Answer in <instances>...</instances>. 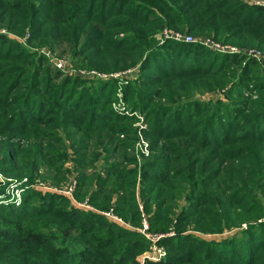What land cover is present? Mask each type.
<instances>
[{
  "label": "trees",
  "instance_id": "1",
  "mask_svg": "<svg viewBox=\"0 0 264 264\" xmlns=\"http://www.w3.org/2000/svg\"><path fill=\"white\" fill-rule=\"evenodd\" d=\"M249 7L241 0H0V28L8 35L29 32V42L38 46L69 42L90 60L89 68L106 74L139 65L138 88L129 85L124 92L134 110L148 114L146 134L157 152L142 165L140 198L152 234L171 225L175 232L159 241L165 258L145 264H264V194L260 199L237 183L247 174L260 181L264 172V83L251 81L249 87L246 74L249 67L264 72V64L236 55L220 59L199 44L170 40L158 47L156 39L168 29L264 48V10ZM6 34L0 33V171L34 183L40 170L52 168L63 183L70 171L58 163L66 161L68 141L77 172L75 199L88 198L98 210L113 209L141 228L136 169L122 168L125 153L108 163L107 179L87 175L93 161L85 160L86 139L123 131L110 106L114 93L99 81L60 78L44 57ZM228 85L235 100L215 104L220 111L193 99ZM181 98L189 103L175 107ZM166 99L172 104H163ZM221 186L230 193L218 192ZM22 196L19 206L0 205V264H139L149 250L141 233L78 211L60 196L32 189ZM232 229L240 230L239 239L184 235Z\"/></svg>",
  "mask_w": 264,
  "mask_h": 264
},
{
  "label": "rangeland",
  "instance_id": "2",
  "mask_svg": "<svg viewBox=\"0 0 264 264\" xmlns=\"http://www.w3.org/2000/svg\"><path fill=\"white\" fill-rule=\"evenodd\" d=\"M242 3L247 4L250 6L249 8L251 10H255L257 8H262L264 10V0H241ZM168 30V29H167ZM170 31V30H169ZM172 32V31H170ZM0 33H5L6 31L2 28H0ZM184 34V33H182ZM7 38L16 43L19 44L21 47H23L26 51L29 53H35L37 55H41L47 60V63L49 66L56 72L60 74V78H77L80 80H83L86 85H91L99 81V84H104L105 86H108L107 90H110L112 93H114L111 97V108L114 111V113L120 117V123L121 127H118L117 129L123 130L121 133H115V137L110 135L111 137H108L106 135L100 136H93L92 138H85L86 139V154H85V160L92 164L90 166H87L86 168H89L87 170V175H94L98 174L102 179H107V172L106 169L108 168V163H114L115 161L119 160V156L121 153H125V155L121 158L122 162V168L127 169H136V200L139 206V211L142 213L141 216V228L134 229L129 224L125 223L116 213L113 211V209L102 211L98 210V208H95L94 206L90 205L88 198L84 199L83 201H77L75 199V193L77 191V172L75 171V164H74V153L71 149L70 143L66 141L65 147H67L68 153L65 163L61 162L58 163L59 167L68 169L70 173L66 174V180L61 183V179L59 176H56L55 173H53V169L50 168V172H46L44 169L39 171V176H41V179L36 180L34 183H29L26 179L17 180L13 179L12 177L7 178L1 171H0V184L5 185L4 189L2 190V195H0V205L1 204H10L15 203V206H19L22 198L23 193L29 189H32L34 191H37L43 195L46 194H52L56 196H60L66 200L69 201L70 206L78 211H83L86 213H92V214H98L100 217H103L109 222L115 223L122 227L123 229H130L135 230L136 232L141 233V231H144L143 235H149L150 238L161 236L162 238L156 240L157 247H161L165 253L166 249L165 246L159 243V241L171 238L175 235V232L173 229H171V226L169 228V231L166 233H159V234H152L149 230V214H146L144 212V204L142 199L140 198V188H141V168L142 165L145 163L146 160L151 159L154 154L156 155L157 152L152 151L151 145H150V138L148 137L147 130H148V114L146 118V114L134 110L133 101H128L126 99L125 95V89L129 87V85H132L133 87H137V84L140 83L141 78L143 77L140 73V67L137 65L134 68L128 69L125 72L122 73H104L103 70H100L98 68L92 67L89 68L87 65L90 64V60L84 58L83 55H81L78 50H74V47H72V44L69 42H61V43H55L53 45H44V46H38L35 44V41L32 40L31 43L29 42V39L31 35L29 32H27L25 35L20 34H6ZM195 40L196 42L194 44H199L203 46L205 49L211 51L213 54L217 55L220 59H224L226 57L231 56H241L244 57V61H249L250 59H254L259 63L264 64V48H257V47H251V48H244L239 45H236L232 42H221L212 40L210 37H201V36H193L192 34H188ZM156 39L158 41V47H160L163 43L166 41H170V39H166V37L163 35L156 36ZM210 40V41H209ZM174 41V40H172ZM202 41V42H201ZM201 42V43H199ZM210 43L218 44L220 47H228L230 50L226 52H221L218 50L215 46L213 48L209 47ZM204 44L208 45L205 46ZM234 44V45H233ZM219 59V60H220ZM242 62V66L245 65V62ZM226 68H229V63L226 64ZM248 86H252V82H256L260 80L259 82L264 83V72L259 67H249L246 71ZM233 81V80H232ZM96 84V85H99ZM112 85V87H111ZM127 87V88H126ZM231 85H228L223 91H219L217 89L208 91L204 94H196L193 99H197L196 101L200 104H202L204 107H211L213 109H216L218 111L221 110L222 107L216 108L215 104L217 103H223L222 105L227 106L230 103V100L234 101L235 98L233 96H228L227 93L229 92ZM138 88V87H137ZM256 96V94H254ZM172 99H175L174 97H171ZM140 99H137L139 101ZM179 101V102H178ZM178 101L175 102V107H178V105H185V103H189V100H186L185 98H181ZM159 101L154 102V105H156ZM159 104V103H158ZM163 104H169L171 105V100L166 99V101L163 102ZM115 131H112L114 133ZM120 134V135H119ZM123 134V135H121ZM131 134V135H130ZM131 137L132 140H129ZM83 138H81L82 140ZM119 144L117 145V143ZM116 143V148L113 153L107 154L104 149L107 146H110V148L113 147V145ZM52 149L51 151H56L57 146L54 144H51ZM101 155V156H100ZM109 157L108 162H106L105 158ZM131 157L133 160L130 162L128 158ZM247 169H243L242 173H246ZM260 175V181L259 185L258 181L256 182L254 178H251L250 175L247 174V176H242L241 180H238V185L240 189H246V192L250 193L251 195L260 196V199L262 198V194H264V191L259 192L258 186L261 188L262 183H264V172H259ZM244 183L245 185H243ZM230 184V182H229ZM234 187H237L236 184ZM220 189V190H219ZM217 191L222 193H230L228 189H225L224 186H221ZM182 204L186 205L184 203V200L181 202ZM84 206V207H83ZM264 218L260 220L259 222H263ZM144 225L147 226V229L144 230ZM246 229V225H243L240 230ZM240 230L239 229H232L229 231H226L222 234H204L200 232L195 231H187L184 233V235L187 234H193V236L200 238L205 241H215L220 242L226 239H233V238H240ZM219 231V230H218ZM142 234V233H141ZM151 241V240H150ZM152 244V243H151ZM150 244V246H151ZM149 246V248H150ZM148 248V249H149ZM146 253V252H145ZM143 253L137 258V261L139 264H145L146 258H149L151 260L157 259V253L158 251L156 249L151 250L149 253ZM158 263V262H154Z\"/></svg>",
  "mask_w": 264,
  "mask_h": 264
},
{
  "label": "built area",
  "instance_id": "3",
  "mask_svg": "<svg viewBox=\"0 0 264 264\" xmlns=\"http://www.w3.org/2000/svg\"><path fill=\"white\" fill-rule=\"evenodd\" d=\"M163 35L166 37V39L174 40L176 42L189 43V44H194L196 42L189 35H183V34H180V33L170 32L167 29H165L163 31ZM201 42H199V43H201ZM204 45L205 46H208L206 44H204ZM213 46H215L221 52H226V51L230 50L228 47H226V48L225 47H220L218 44L210 43L209 47L213 48ZM146 229H147V226L144 225V230H146ZM141 233L143 235L144 234V231H141ZM144 236L146 237L147 240H149V241L151 240L150 242L152 243L151 246H150V248H149V250L146 253H149L151 250H153V247H154V249H156L158 251V253H157V259L151 260L149 258H146V260H148V262H153V263L154 262H161L165 258L166 253H165V251L161 247H157V244L155 242H156V240H158V239H160L162 237L161 236H156V237L150 238L149 235H144Z\"/></svg>",
  "mask_w": 264,
  "mask_h": 264
}]
</instances>
